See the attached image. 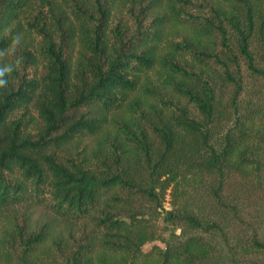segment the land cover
<instances>
[{"label":"trees","instance_id":"trees-1","mask_svg":"<svg viewBox=\"0 0 264 264\" xmlns=\"http://www.w3.org/2000/svg\"><path fill=\"white\" fill-rule=\"evenodd\" d=\"M0 82V264H264V0H0Z\"/></svg>","mask_w":264,"mask_h":264},{"label":"rangeland","instance_id":"rangeland-1","mask_svg":"<svg viewBox=\"0 0 264 264\" xmlns=\"http://www.w3.org/2000/svg\"><path fill=\"white\" fill-rule=\"evenodd\" d=\"M168 201H169V197H168V195H166V198H165V205H166V206L169 205V202H168Z\"/></svg>","mask_w":264,"mask_h":264},{"label":"clouds","instance_id":"clouds-1","mask_svg":"<svg viewBox=\"0 0 264 264\" xmlns=\"http://www.w3.org/2000/svg\"><path fill=\"white\" fill-rule=\"evenodd\" d=\"M0 83H2V82H0Z\"/></svg>","mask_w":264,"mask_h":264}]
</instances>
